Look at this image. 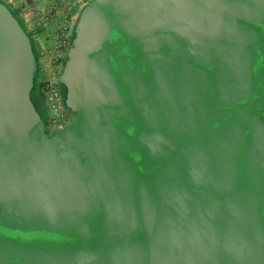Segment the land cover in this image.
<instances>
[{
    "label": "water",
    "instance_id": "water-1",
    "mask_svg": "<svg viewBox=\"0 0 264 264\" xmlns=\"http://www.w3.org/2000/svg\"><path fill=\"white\" fill-rule=\"evenodd\" d=\"M74 32L49 136L0 1V264H264V0H91Z\"/></svg>",
    "mask_w": 264,
    "mask_h": 264
},
{
    "label": "built area",
    "instance_id": "built-area-1",
    "mask_svg": "<svg viewBox=\"0 0 264 264\" xmlns=\"http://www.w3.org/2000/svg\"><path fill=\"white\" fill-rule=\"evenodd\" d=\"M65 0H58L62 4ZM74 28L68 24H62L57 28L53 44L47 49L42 58L41 89L46 99V123L51 133H56L64 128L68 118V108L64 104L59 87L61 76L68 52L71 48V38Z\"/></svg>",
    "mask_w": 264,
    "mask_h": 264
},
{
    "label": "crops",
    "instance_id": "crops-1",
    "mask_svg": "<svg viewBox=\"0 0 264 264\" xmlns=\"http://www.w3.org/2000/svg\"><path fill=\"white\" fill-rule=\"evenodd\" d=\"M57 1L19 0L18 14L43 54L53 44L60 25L75 28L81 11L90 0H65L62 4Z\"/></svg>",
    "mask_w": 264,
    "mask_h": 264
},
{
    "label": "flooded vegetation",
    "instance_id": "flooded-vegetation-1",
    "mask_svg": "<svg viewBox=\"0 0 264 264\" xmlns=\"http://www.w3.org/2000/svg\"><path fill=\"white\" fill-rule=\"evenodd\" d=\"M38 56H39L38 57V68H37V72L35 75L36 81H35V85H34V88L32 90V93H31V97H32L33 103L36 107V110L39 113V115H40V117L44 123V128H45L46 133L49 136H53L55 133H51V131L47 127V123H46V116H45V113L47 111L46 99L43 96L42 89H41V78H42V69H43L42 68V66H43V62H42L43 53L39 50H38ZM60 77H59V87H60V90L62 93L65 90V86L60 82ZM74 115L75 114L70 109H68V118H71V116L74 117Z\"/></svg>",
    "mask_w": 264,
    "mask_h": 264
},
{
    "label": "trees",
    "instance_id": "trees-1",
    "mask_svg": "<svg viewBox=\"0 0 264 264\" xmlns=\"http://www.w3.org/2000/svg\"><path fill=\"white\" fill-rule=\"evenodd\" d=\"M0 1H2L4 4H6L9 8H10V10H11V12L13 13V15L16 17V18H18V16L17 15H19L18 14V11L16 10V9H14L13 7H12V5H10L6 0H0ZM19 19V18H18ZM19 21H20V24L25 28V30L27 31V33H28V35L30 36V38H31V40H32V42H33V44H34V49H35V53H36V56H37V60H38V49H37V45H36V43H35V40L32 38V36H31V34L28 32V30H27V28L25 27V25H24V22H23V20L21 21L20 19H19ZM75 38V32L73 31V35H72V38H71V41H73V39ZM71 44H72V42H71ZM35 81H36V77H35ZM62 96H63V101H64V104H65V98H66V92H65V90L62 92Z\"/></svg>",
    "mask_w": 264,
    "mask_h": 264
},
{
    "label": "rangeland",
    "instance_id": "rangeland-1",
    "mask_svg": "<svg viewBox=\"0 0 264 264\" xmlns=\"http://www.w3.org/2000/svg\"><path fill=\"white\" fill-rule=\"evenodd\" d=\"M10 5H12V7L14 8V9H16L17 10V8H20V6H19V0H6ZM91 1V0H90ZM18 5V6H17ZM18 16V18L22 21V19H21V17L19 16V15H17ZM72 118H73V116H71V118H70V120L69 121H71L72 120Z\"/></svg>",
    "mask_w": 264,
    "mask_h": 264
}]
</instances>
